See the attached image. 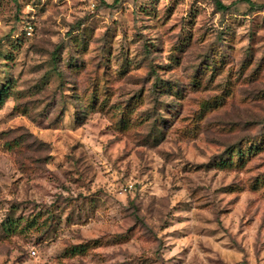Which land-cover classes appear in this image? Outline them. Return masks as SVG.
Here are the masks:
<instances>
[{"label": "rangeland", "instance_id": "rangeland-1", "mask_svg": "<svg viewBox=\"0 0 264 264\" xmlns=\"http://www.w3.org/2000/svg\"><path fill=\"white\" fill-rule=\"evenodd\" d=\"M221 1L0 0V264H264V7Z\"/></svg>", "mask_w": 264, "mask_h": 264}, {"label": "trees", "instance_id": "trees-1", "mask_svg": "<svg viewBox=\"0 0 264 264\" xmlns=\"http://www.w3.org/2000/svg\"><path fill=\"white\" fill-rule=\"evenodd\" d=\"M212 1L215 4V6L220 10H227L230 7V5L225 4L221 0H212ZM240 1L247 3L251 7H264V4H258L257 2H254L252 0H240Z\"/></svg>", "mask_w": 264, "mask_h": 264}]
</instances>
